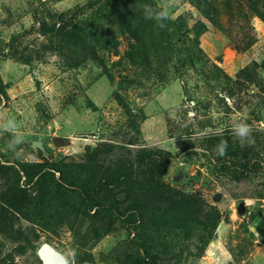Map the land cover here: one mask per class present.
Instances as JSON below:
<instances>
[{
    "label": "rangeland",
    "instance_id": "rangeland-1",
    "mask_svg": "<svg viewBox=\"0 0 264 264\" xmlns=\"http://www.w3.org/2000/svg\"><path fill=\"white\" fill-rule=\"evenodd\" d=\"M45 243L264 264V0H0V264Z\"/></svg>",
    "mask_w": 264,
    "mask_h": 264
},
{
    "label": "clouds",
    "instance_id": "clouds-1",
    "mask_svg": "<svg viewBox=\"0 0 264 264\" xmlns=\"http://www.w3.org/2000/svg\"><path fill=\"white\" fill-rule=\"evenodd\" d=\"M147 6H145L146 8ZM144 17L146 20H155L158 22L159 26L162 28L165 26L164 21L168 19V12H165L164 9H161L158 12H154L152 16L147 15L144 12ZM233 132L237 139L240 140L241 144L250 142L252 129L246 123H235L233 125ZM228 144L227 141L221 140L213 149L214 153L223 157L227 154Z\"/></svg>",
    "mask_w": 264,
    "mask_h": 264
},
{
    "label": "water",
    "instance_id": "water-1",
    "mask_svg": "<svg viewBox=\"0 0 264 264\" xmlns=\"http://www.w3.org/2000/svg\"><path fill=\"white\" fill-rule=\"evenodd\" d=\"M56 261V264H66L64 257L59 254L50 244L45 243L41 250L43 264H51L49 257Z\"/></svg>",
    "mask_w": 264,
    "mask_h": 264
},
{
    "label": "bare ground",
    "instance_id": "bare-ground-1",
    "mask_svg": "<svg viewBox=\"0 0 264 264\" xmlns=\"http://www.w3.org/2000/svg\"><path fill=\"white\" fill-rule=\"evenodd\" d=\"M49 262L51 263V264H56V261H54L52 258H51V256L49 257Z\"/></svg>",
    "mask_w": 264,
    "mask_h": 264
},
{
    "label": "trees",
    "instance_id": "trees-1",
    "mask_svg": "<svg viewBox=\"0 0 264 264\" xmlns=\"http://www.w3.org/2000/svg\"><path fill=\"white\" fill-rule=\"evenodd\" d=\"M154 188H156V189H157L158 187H154ZM155 194H156V193H155V192H153V195H155Z\"/></svg>",
    "mask_w": 264,
    "mask_h": 264
}]
</instances>
